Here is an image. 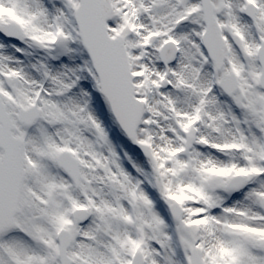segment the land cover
I'll list each match as a JSON object with an SVG mask.
<instances>
[{
  "label": "snow or ice",
  "instance_id": "6c2138e0",
  "mask_svg": "<svg viewBox=\"0 0 264 264\" xmlns=\"http://www.w3.org/2000/svg\"><path fill=\"white\" fill-rule=\"evenodd\" d=\"M0 264H264V0H0Z\"/></svg>",
  "mask_w": 264,
  "mask_h": 264
}]
</instances>
